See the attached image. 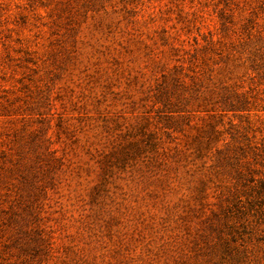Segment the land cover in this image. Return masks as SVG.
<instances>
[{
	"label": "rangeland",
	"instance_id": "rangeland-1",
	"mask_svg": "<svg viewBox=\"0 0 264 264\" xmlns=\"http://www.w3.org/2000/svg\"><path fill=\"white\" fill-rule=\"evenodd\" d=\"M0 264H264V0H0Z\"/></svg>",
	"mask_w": 264,
	"mask_h": 264
}]
</instances>
